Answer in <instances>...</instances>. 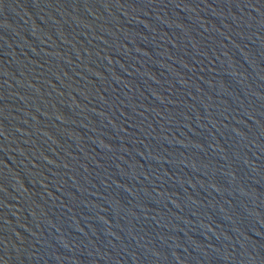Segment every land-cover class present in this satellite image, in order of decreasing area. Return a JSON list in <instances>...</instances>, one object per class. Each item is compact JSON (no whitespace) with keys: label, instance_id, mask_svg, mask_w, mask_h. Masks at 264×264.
<instances>
[{"label":"water","instance_id":"obj_1","mask_svg":"<svg viewBox=\"0 0 264 264\" xmlns=\"http://www.w3.org/2000/svg\"><path fill=\"white\" fill-rule=\"evenodd\" d=\"M0 264H264V0H0Z\"/></svg>","mask_w":264,"mask_h":264}]
</instances>
